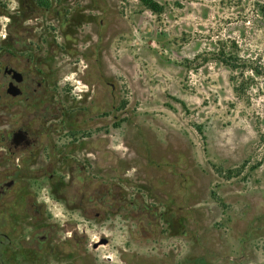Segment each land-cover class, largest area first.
<instances>
[{
  "label": "rangeland",
  "instance_id": "374dc122",
  "mask_svg": "<svg viewBox=\"0 0 264 264\" xmlns=\"http://www.w3.org/2000/svg\"><path fill=\"white\" fill-rule=\"evenodd\" d=\"M158 1L0 0L2 64L44 67L50 114L62 99L78 125L80 160L9 166L1 228L40 264H264V0ZM232 41L238 68L216 51ZM23 77L0 87L1 153L42 117ZM7 212L31 218L11 230ZM12 249L6 264H35Z\"/></svg>",
  "mask_w": 264,
  "mask_h": 264
},
{
  "label": "flooded vegetation",
  "instance_id": "af4514ba",
  "mask_svg": "<svg viewBox=\"0 0 264 264\" xmlns=\"http://www.w3.org/2000/svg\"><path fill=\"white\" fill-rule=\"evenodd\" d=\"M11 56H14V53L11 51L10 48H7L5 55L0 58V87L4 88L7 85L6 91L9 92L10 90V92L13 93L14 91L17 90V87H14L15 85L12 83L13 78L17 76L19 78H22L23 76L18 75L14 71L11 72L9 70L10 67H14V66L8 64L5 65L2 64L3 59H5V57L8 58ZM27 60H29V62L34 60V56L30 54ZM46 73H47L46 69L44 67L43 68L38 67L37 63L34 66H30L29 69L25 71V73H23L24 75L23 85L20 84L21 88L26 92H28L30 95L35 94L36 92L42 95L41 100H43V106L40 111L42 112L41 114L42 117H40L38 124L34 125L33 127L34 133L31 132L30 125L27 123L23 129L22 128L18 129V130L26 131L27 134L21 133L19 131H13L8 134V137H10L11 139L10 146L8 148H5L2 153L0 152V162L4 163L2 165V168H0V172H3L0 173V209L6 208L3 206V204L6 202H1V201L4 199V197L6 196L12 185L15 184V180L8 181L7 177L9 176L19 177V175L20 176L22 175V173L19 174V172L22 170L17 168L11 170L9 168L11 164L14 165L16 164L15 157L17 154L19 155L27 154L30 156L34 154L35 156H39V157L43 155L47 157L49 154L50 156L55 155L56 158H58L59 160L61 159V161H64L65 156L71 155L72 159L75 157L78 160H80L78 158L79 155L78 154L75 155L74 153L75 149L73 148L74 145L77 146V144L79 143V138L76 133L78 130L77 121L74 120V117L72 116L73 114L68 116L66 119L63 117L64 107L62 108V99L59 101L60 102L59 105L55 106L56 109H59V114H60V115L58 114L57 119L56 118L54 119L53 116L50 114L47 100L43 96L47 90V85H46L47 78H45ZM28 97L29 96H27V98ZM51 110L52 108H50V111ZM54 131H62V133L65 134V136L61 134V138H65L66 141L63 144L67 143V146L61 144L62 147L57 146L55 148V144L52 143L51 138L50 141H48L49 143L47 142V136L50 135V132L54 133ZM42 137L46 140V143L43 145L47 146V144H49L51 146L50 150L46 151L45 148L37 147L38 142L41 140ZM5 138H7V136ZM78 149L79 148L77 146L76 152L78 151ZM86 156H89V153H87ZM32 159L37 160V158L35 157L31 158V160ZM84 160L85 161L83 162V168L88 170L90 168L91 159L89 157H86ZM17 166H21V164L18 163ZM10 170L13 172L11 174H8ZM6 171L8 172L6 173ZM59 199H62L67 202V200L62 197H59ZM34 203L36 202L34 201ZM38 207L40 208V211L34 214L35 216L34 219L42 220L38 224H43V211H41L42 205H38ZM6 214L7 215L5 216V219H9L13 223L12 224L13 226H11L10 228L11 230L14 229L16 225V221L20 224V226L23 227L27 225L28 218H31L28 217L29 215L24 212L23 213L21 212L18 215L9 212H7ZM15 241L16 243H14ZM23 242L24 241H22L21 239L17 240L15 237L11 236L10 233L4 231L1 228V224H0V263L2 264L7 263L5 260L6 252L10 249L11 246H13L12 257L15 261L16 259H20V260L32 259L31 261H34L35 264H40V262H42L43 258L45 257L43 255H40L38 252H34L33 254H31L30 251L32 249H28V247L25 244H22ZM33 251H35V249ZM50 256L55 257V254H51Z\"/></svg>",
  "mask_w": 264,
  "mask_h": 264
},
{
  "label": "trees",
  "instance_id": "16d2710c",
  "mask_svg": "<svg viewBox=\"0 0 264 264\" xmlns=\"http://www.w3.org/2000/svg\"><path fill=\"white\" fill-rule=\"evenodd\" d=\"M141 2L154 12L161 13L164 9L163 5L158 0H141ZM216 51L222 56V61L227 65L238 68V64L242 61L239 45L236 41L231 43H223L222 46L216 48ZM258 72L257 69H255Z\"/></svg>",
  "mask_w": 264,
  "mask_h": 264
},
{
  "label": "water",
  "instance_id": "95a60500",
  "mask_svg": "<svg viewBox=\"0 0 264 264\" xmlns=\"http://www.w3.org/2000/svg\"><path fill=\"white\" fill-rule=\"evenodd\" d=\"M14 93H17V90H16V91H14Z\"/></svg>",
  "mask_w": 264,
  "mask_h": 264
}]
</instances>
